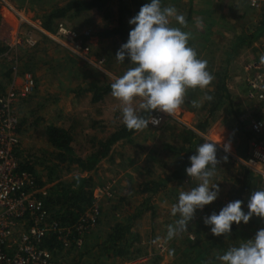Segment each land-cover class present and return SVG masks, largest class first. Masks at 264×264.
Masks as SVG:
<instances>
[{
	"label": "rangeland",
	"instance_id": "374dc122",
	"mask_svg": "<svg viewBox=\"0 0 264 264\" xmlns=\"http://www.w3.org/2000/svg\"><path fill=\"white\" fill-rule=\"evenodd\" d=\"M7 1L29 17L28 19L50 32H55L59 25L76 31L83 39L86 38L84 42L90 47L89 57L95 61L90 63L73 53L67 40L58 43L42 36L31 26L21 23L17 16L0 3V95H4L13 84L21 88V79L15 80L14 69L21 75H33V91L14 104L19 118L21 142L17 157L20 164L32 163L33 172L30 174L36 178L37 188L47 187L45 192L49 196L59 180L68 182L72 177L82 174L75 167L57 166L55 150L48 141L47 129L51 126L64 128L71 133L72 144L79 156L86 157L92 153L98 142L124 124L120 102L111 93L101 101H95L91 87L94 84H112L114 78L122 76L133 65L127 59L123 63L116 60L115 54L123 44L119 37L101 36L105 31L118 27V0H112L106 12L92 10L80 15L69 13L64 18L52 19L51 30L45 27V23L50 21L54 12L65 7L71 0H28L36 8L27 5L24 0H17L19 6L13 0ZM126 2L134 14L126 19L131 31L135 25L130 24L129 20L150 0ZM161 3L162 6H174L178 13L185 15L187 27L182 30L191 33L189 46L196 50L200 59L207 61L208 70L214 80L206 89H189L184 104L172 115L165 113L164 122L159 128H154L156 131L149 125L148 128L138 131L137 135H143L145 130H152L149 132L154 143L166 140L169 143L178 142L174 148L178 152L182 140H186V148H190L195 147L198 142L201 144V141L213 139L216 134H226V143H231L230 150L233 155L228 153L232 155L229 156L218 148L224 143L216 145L217 158L221 163L217 165L216 175L213 177V183H217L220 188L215 201L217 205L224 207L237 200V195L243 201V211L247 213L251 194L264 188V180L239 159V156H245L247 152L246 141L248 147L251 143L253 134L250 132L249 122L264 121V106L249 90L244 76V67L249 62L264 57V31L261 30L264 1L259 9L253 7L248 0H161ZM232 23L235 24L234 28ZM172 26L180 27L175 21ZM8 27L14 33L8 47H4L3 40ZM30 31L33 32L30 43L26 42L23 47L15 49V39L21 33ZM208 95L213 100L208 101ZM193 102L199 106L194 107ZM172 128H175V132ZM242 128L244 131H240ZM165 134L169 137L163 140ZM173 135L175 137L171 138ZM131 140L115 145L113 155H120V147L130 155L134 149ZM194 154L196 149L192 155ZM225 155L228 157L227 162L221 159ZM91 175L94 190L106 188L110 184L114 197L99 203V224L84 235L82 249L66 251L59 243V249L54 251L57 264H206L207 261L219 264L217 256L230 247L254 238L256 232L264 228V219L253 215L247 224L243 221L239 225L233 223L228 236L210 235L211 226L208 233L203 231L199 234L188 227V235L169 240L167 235L154 233L152 222L155 214L148 210L139 214L133 206L122 207L123 204L131 202L129 198L132 196L122 195L118 203L116 202V180L106 179L100 167ZM187 180L184 182L187 188L196 187L198 184L195 178ZM249 180V189L244 191L243 186ZM138 192L139 190L135 196L140 199L133 203L145 204L147 197ZM232 193L233 199L230 197ZM52 209L59 212V207ZM219 211L220 209L217 212ZM138 222L151 231L145 242L139 241L135 244L134 251L127 257H117L106 251L105 241L116 223L129 225L133 231Z\"/></svg>",
	"mask_w": 264,
	"mask_h": 264
},
{
	"label": "clouds",
	"instance_id": "9594fccd",
	"mask_svg": "<svg viewBox=\"0 0 264 264\" xmlns=\"http://www.w3.org/2000/svg\"><path fill=\"white\" fill-rule=\"evenodd\" d=\"M173 21L180 27L172 26ZM129 23L135 27L115 58L123 63L127 57L133 66L114 78L111 95L121 104L126 128L142 131L149 124L159 125L160 120L152 115L154 111L174 114L184 104L189 89H206L214 76L208 70L207 61L200 59L196 50L189 46L191 33L182 30L187 27L186 17L174 6H162L161 0H150ZM261 60L264 61V57ZM206 99L211 101L213 97L208 95ZM193 106L199 105L193 102ZM216 144L205 141L196 148V154L189 157L191 166L185 171L198 184L181 191L178 202L172 205L171 214L179 218L168 226L167 239L186 232L196 211L218 198L220 188L213 183L217 165L221 163ZM230 147V142L223 145L226 153L230 152ZM221 159L227 162L228 157L225 155ZM242 204L241 200L229 202L218 214L213 212L204 217V224L211 226V233L219 237L230 235L233 223L239 225L243 221L247 224L253 215L264 219V188L251 194L247 213ZM216 259L219 264H264V228L259 229L254 238L230 247Z\"/></svg>",
	"mask_w": 264,
	"mask_h": 264
},
{
	"label": "built area",
	"instance_id": "2783aa9c",
	"mask_svg": "<svg viewBox=\"0 0 264 264\" xmlns=\"http://www.w3.org/2000/svg\"><path fill=\"white\" fill-rule=\"evenodd\" d=\"M255 8H261L264 0H248ZM0 3L33 30L54 42L67 40L71 51L90 63V47L76 31L59 25L55 32H50L28 19L7 0ZM33 32L21 33L15 39L14 48L30 43ZM88 35V32L86 33ZM30 37L29 39L26 37ZM84 47V48H83ZM262 47L264 48V35ZM95 65V64H94ZM15 80L21 79V88L10 86L4 95H0V264H57L54 251L45 247L47 239L56 240L63 245V250H80L84 245V235L99 224V203L114 197L112 186L93 191V204L73 224H64L60 213L47 204V187L37 188L36 178L20 168L17 150L21 145L19 118L15 102L27 97L35 87L32 74H19L13 70ZM246 85L255 98L264 106V61L255 60L244 67ZM14 80V81H15ZM154 117L160 120L159 128L165 119V113L155 111ZM245 122V120H243ZM247 123V122H246ZM252 135L248 149V158L243 163L264 180V121L249 122ZM45 187V188H44ZM61 245V246H62Z\"/></svg>",
	"mask_w": 264,
	"mask_h": 264
},
{
	"label": "crops",
	"instance_id": "0c3cea01",
	"mask_svg": "<svg viewBox=\"0 0 264 264\" xmlns=\"http://www.w3.org/2000/svg\"><path fill=\"white\" fill-rule=\"evenodd\" d=\"M24 1L30 7L36 8V5L34 3H30L28 0ZM13 3L19 6V2L17 0H13ZM234 26L235 24H233V28ZM7 30V34L5 35L3 40L4 47H8L7 44L13 37L14 33L12 29H9V27L7 28ZM235 30L237 32L238 28H236ZM174 129L175 128H172V130ZM152 130L156 131L154 127ZM152 130H145V133L143 135H141V133H139L140 135H137L138 132L133 135L130 143L133 145L134 149L132 150V153H130V155H128L127 150H123V147H120V155H113L114 150L112 149L110 155L100 163L99 167L101 173L106 175V179L109 178L116 180V198H114L117 199L116 202L118 203V199L122 195H126L127 197L132 196L129 198L131 202L123 204L124 206L122 207L127 208V206H133V208L136 209L139 214H142L143 212H145V210L152 212L153 214H155V219L153 222H150H152L154 233H162L164 234V236H166L168 226L170 224H174L175 220L179 218L178 215L173 216L171 214L172 205L178 202L179 193L181 191H187L191 189L185 187L184 184V182L188 181L187 179L192 180V178L187 175L184 168L186 162L189 163L190 160H187L188 156H185L186 153L184 152V147H187L186 140H182L181 144L179 143V151L177 152L176 150H174V148L178 145L176 139L175 141L177 142V144H175L174 142L169 143L167 142V140L165 142H159L158 144H156L153 142V138L151 136V133L149 132ZM236 130L238 131V127H236ZM240 131H244V129L242 128V130ZM173 132H175V130ZM174 135L176 136L177 134ZM174 135L171 138L175 137ZM225 135L226 134H216L213 139L209 138L208 141L217 142V144H225L227 141ZM168 137V134H165L163 140L168 139ZM239 138L240 137L238 136L237 139L239 140ZM119 142L117 143L118 145ZM231 142L234 144L233 140H231ZM202 143H204V141ZM166 147L169 148L166 149ZM218 148L224 151L223 146H219ZM248 148V143L246 141L245 150H247V152L245 156H239L241 162L246 160V157L248 155ZM231 152L232 151L230 150V152L228 153L232 154ZM236 156H238V154H236ZM146 189H151L155 192L146 191ZM138 190L139 194L147 197V201L145 204H141V202L133 203V201L140 199L138 196H135ZM150 196L151 200L149 201ZM216 203L217 202L214 201L213 203L206 205L202 210L198 209L195 213L194 219L190 221L188 227L198 234L202 233L203 231H206L208 233L210 226L204 224L203 218L206 216H210L213 212H216L218 214L217 211L219 209L221 210L223 207L217 205ZM133 231L139 234L141 242H145L147 240L148 234L151 233L150 230H147L146 227L139 222L138 225L133 228ZM188 232L189 229L186 232L180 233L173 239L188 235ZM210 235H212L211 232Z\"/></svg>",
	"mask_w": 264,
	"mask_h": 264
},
{
	"label": "trees",
	"instance_id": "16d2710c",
	"mask_svg": "<svg viewBox=\"0 0 264 264\" xmlns=\"http://www.w3.org/2000/svg\"><path fill=\"white\" fill-rule=\"evenodd\" d=\"M112 0H71L65 7L58 9L51 15L50 21L45 23V27L49 30L52 29V19H61L66 17L69 13L80 15L84 12L97 10L99 12H106L108 5ZM119 2V24L117 28L110 29L101 34L104 38L119 37L123 44L127 42L129 38L130 28L126 22V19L133 16V11L129 8L126 0H118ZM262 31H264V21L261 23ZM244 41V40H243ZM130 62V60L126 57ZM94 93L95 101H101L105 96L111 93V84L105 86H99L94 84L91 87ZM155 112V111H154ZM152 113V115L154 114ZM147 116L148 113H142ZM138 131H130L125 125L120 126L114 132L110 134L106 139L97 143L94 151L86 157L79 156L73 146V137L71 133L64 128L51 126L47 129V137L50 145L54 148V157L57 161V166L78 169L80 179L72 177L70 181L66 182L59 180L53 188L47 198V204L52 208L59 207V213L61 221L64 224H73L88 208L93 204V191L94 183L93 176L91 175L96 171L100 163L106 159L115 144L119 141L131 140L133 135ZM202 143V141H201ZM190 148H184L185 156L187 160L194 153V150L199 145ZM22 171L29 173L33 172L32 163L20 164ZM191 166V162L184 166ZM33 175V174H32ZM86 175V176H83ZM55 182V180H54ZM250 180L243 186L244 191L249 189ZM159 189V187H158ZM146 191H153L146 189ZM155 192V191H153ZM233 193L231 197L233 199ZM238 199V196L235 195ZM140 241V236L134 233L129 225L123 223H116L108 234V238L105 241V249L109 253L116 255L117 257H127L134 251V245ZM56 240L47 239L45 241V247L50 250H56ZM61 244V243H60Z\"/></svg>",
	"mask_w": 264,
	"mask_h": 264
}]
</instances>
